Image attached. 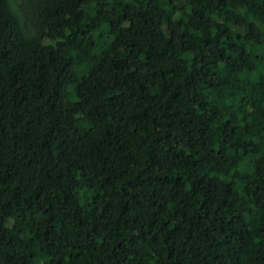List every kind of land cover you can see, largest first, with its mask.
Wrapping results in <instances>:
<instances>
[{
    "label": "trees",
    "instance_id": "trees-1",
    "mask_svg": "<svg viewBox=\"0 0 264 264\" xmlns=\"http://www.w3.org/2000/svg\"><path fill=\"white\" fill-rule=\"evenodd\" d=\"M0 0V264H264V0Z\"/></svg>",
    "mask_w": 264,
    "mask_h": 264
},
{
    "label": "rangeland",
    "instance_id": "rangeland-1",
    "mask_svg": "<svg viewBox=\"0 0 264 264\" xmlns=\"http://www.w3.org/2000/svg\"><path fill=\"white\" fill-rule=\"evenodd\" d=\"M13 6L15 7V9L20 12V8H19V0H11Z\"/></svg>",
    "mask_w": 264,
    "mask_h": 264
}]
</instances>
